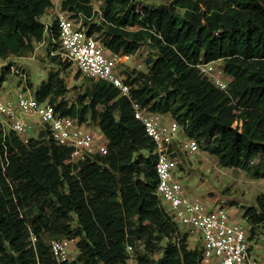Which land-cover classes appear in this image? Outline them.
Returning <instances> with one entry per match:
<instances>
[{
  "label": "trees",
  "instance_id": "obj_1",
  "mask_svg": "<svg viewBox=\"0 0 264 264\" xmlns=\"http://www.w3.org/2000/svg\"><path fill=\"white\" fill-rule=\"evenodd\" d=\"M147 1L101 0L103 19L95 22L88 20L96 14L92 0H65L64 7L84 14L114 53L135 55L146 44L156 50L144 60L148 71L127 76L133 99L205 141L220 165L264 179V0H169L156 7ZM50 5L0 0V57L20 56L45 40L41 18ZM52 30L57 37L56 23ZM50 58L59 69L34 96L81 122L98 120L109 152L67 163L71 151L46 131L27 142L0 133V264H56L45 235L78 239L73 264H125L128 243L144 264H198L200 251L189 248L188 234L156 194L155 144L130 100L85 75L90 87L70 102L61 74L72 62ZM219 61L231 77L227 91L198 67ZM4 80L2 74L0 89ZM256 201L244 211L252 237L264 226V193Z\"/></svg>",
  "mask_w": 264,
  "mask_h": 264
},
{
  "label": "built area",
  "instance_id": "obj_2",
  "mask_svg": "<svg viewBox=\"0 0 264 264\" xmlns=\"http://www.w3.org/2000/svg\"><path fill=\"white\" fill-rule=\"evenodd\" d=\"M49 1L51 5L44 15L48 13L51 16L50 22H42L54 43L51 55L69 59L82 74L94 80L106 81L118 88L121 96L130 100L135 118L144 124L147 135L155 144L156 194L172 219L184 227L189 248L200 251L198 264H264V256L254 254L252 244L256 234L252 237V226L246 228L236 222L223 207L211 208L200 199L189 196L177 178L175 166L179 162L175 157L178 146L196 154L200 150L199 142L190 138L184 129L182 135L177 134L176 121L142 107L133 99V85L126 82L127 76L118 69L122 55L112 52L100 33L90 31L84 14L65 8V0ZM94 12L96 14L88 20L101 21L102 10L94 8ZM55 23L57 37L51 34ZM198 67L217 87L227 91L228 82L221 75L223 69H218L215 62L200 63ZM0 115L4 117L0 120V133L3 136L12 131L27 142L29 130L38 133L36 138L46 131L50 140L71 151L67 163L83 162L109 152V141L104 134L100 135L87 122L63 115L54 104L39 101L28 91H17L15 97L10 98L2 96L0 89ZM28 117L36 119L29 121ZM77 241V238H62L50 242L56 264H73L76 258L72 252ZM126 253L125 264H144L140 262L133 244H127Z\"/></svg>",
  "mask_w": 264,
  "mask_h": 264
},
{
  "label": "rangeland",
  "instance_id": "obj_3",
  "mask_svg": "<svg viewBox=\"0 0 264 264\" xmlns=\"http://www.w3.org/2000/svg\"><path fill=\"white\" fill-rule=\"evenodd\" d=\"M169 0H148L147 5L156 7L160 4L168 3ZM94 8L101 9V0H92ZM102 10V9H101ZM43 22H50L51 16L47 13L42 18ZM99 33V32H97ZM48 31L45 33V40L35 43L32 51H26L20 56L10 55L8 58L0 57V76L4 74L5 80L1 87V95L14 98L17 91L25 90L30 94H34L36 89L48 80L51 72H56L59 67L52 62L50 58V44L48 40ZM156 50L150 45H144L135 55H122L118 69L123 71L122 74L128 76L132 70L148 71L145 58L155 56ZM11 66L8 70L6 67ZM218 69H223V61L215 63ZM222 77L230 82L231 77L224 72ZM68 85L66 97L70 102L83 93L90 82L85 75L78 74L76 66H71L62 72ZM4 117L0 115V120ZM36 118L28 117L29 121ZM171 120V116H169ZM89 126L96 130L100 135L103 134L99 121L89 119ZM40 128L42 126H39ZM177 134L182 135L183 127L177 124ZM29 138H36L38 133L32 130L28 131ZM205 141L199 142L200 150L196 154L187 152L178 146L176 152V160L179 162L176 169V175L185 188V192L191 196L205 202L209 207H223L227 209L234 220L246 228H250L251 224L244 217V211L251 206L256 205V199L264 193V179H256L247 171L224 167L218 163V159L214 155H210L204 150ZM143 155L147 156L148 151H143ZM259 159L253 161V165L258 163ZM180 230L186 232L183 226H179ZM53 240L49 235H45V243L47 245ZM78 242V241H77ZM76 244L73 247L72 256L76 258L79 254V247ZM255 256H264V226H258L256 229V240L253 242ZM158 257V255H157Z\"/></svg>",
  "mask_w": 264,
  "mask_h": 264
},
{
  "label": "crops",
  "instance_id": "obj_4",
  "mask_svg": "<svg viewBox=\"0 0 264 264\" xmlns=\"http://www.w3.org/2000/svg\"><path fill=\"white\" fill-rule=\"evenodd\" d=\"M167 117H169L168 115H167ZM171 121H175L173 118H171Z\"/></svg>",
  "mask_w": 264,
  "mask_h": 264
}]
</instances>
